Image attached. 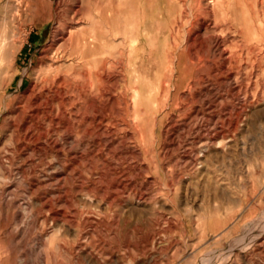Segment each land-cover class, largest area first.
I'll list each match as a JSON object with an SVG mask.
<instances>
[{"label":"rangeland","instance_id":"obj_1","mask_svg":"<svg viewBox=\"0 0 264 264\" xmlns=\"http://www.w3.org/2000/svg\"><path fill=\"white\" fill-rule=\"evenodd\" d=\"M0 2V43L28 38L17 63L11 53L0 60L1 97L7 82L10 96L29 87V68L39 67L54 21L35 24L34 12L24 13L15 0ZM226 81L220 75L200 83L190 114L179 117L177 127L170 126L173 114L167 115L160 140L149 127L148 138L141 139L131 126L132 109H108L101 144L93 141L95 134L62 140L61 156L34 152L44 140L21 151L9 121L19 106L0 103V264H264V95L241 111ZM253 89L250 84L248 92ZM211 99L213 109L206 104ZM155 104L153 99L151 111ZM211 112L214 119L208 120ZM210 130L215 142L200 141ZM86 146L89 159L73 168L68 148ZM190 148L192 158H185ZM111 164L118 173L110 172ZM130 164L128 180L121 170ZM34 178L54 184L37 190ZM113 180L125 185L112 188ZM45 195L53 198L59 218L51 219L40 204Z\"/></svg>","mask_w":264,"mask_h":264},{"label":"bare ground","instance_id":"obj_2","mask_svg":"<svg viewBox=\"0 0 264 264\" xmlns=\"http://www.w3.org/2000/svg\"><path fill=\"white\" fill-rule=\"evenodd\" d=\"M15 2L24 13L34 12L35 24L54 21L39 67L29 68V87L13 96L7 95L11 81L1 88L3 108L11 109L14 102L19 106L11 110L14 114L9 121L10 135L20 143L21 151L31 142L44 140L33 147L34 152L45 155L51 150L61 156L62 140L81 141L92 134L93 141L101 144L108 109H132L131 126L141 139L146 141L149 127L150 136L156 133L160 140L158 131L164 118L172 113L170 126H178V118L190 114L200 96L199 84L220 75L237 95L241 111L264 95V0ZM25 39L20 43L14 39L11 44L2 37L0 60L4 62L11 53L17 63ZM250 84L254 88L251 94ZM154 92L156 108L151 111ZM206 104L213 109L216 99ZM162 110L165 113L160 117ZM213 119L211 112L208 120ZM164 132L167 135L169 129ZM203 139L207 144L215 142L216 134L210 130L200 141ZM68 149L73 168L89 159L88 146L81 151ZM192 151L186 149L183 156L192 158ZM90 168L94 173L96 166ZM110 169L112 174L118 173L113 164ZM121 172L129 180L134 167L130 164ZM54 178L61 186L62 179ZM31 184L38 190L44 183L34 178ZM111 185L118 188L125 183L113 180ZM40 204L48 209L51 219L59 218L49 195L43 196Z\"/></svg>","mask_w":264,"mask_h":264}]
</instances>
